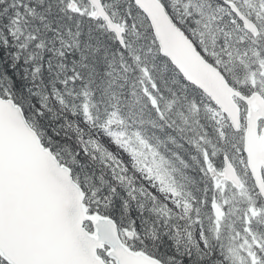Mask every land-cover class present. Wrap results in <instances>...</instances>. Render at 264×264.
<instances>
[{
    "label": "snow or ice",
    "instance_id": "snow-or-ice-1",
    "mask_svg": "<svg viewBox=\"0 0 264 264\" xmlns=\"http://www.w3.org/2000/svg\"><path fill=\"white\" fill-rule=\"evenodd\" d=\"M0 264H264V0H0Z\"/></svg>",
    "mask_w": 264,
    "mask_h": 264
}]
</instances>
